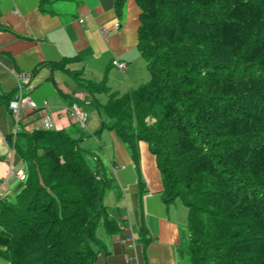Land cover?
Wrapping results in <instances>:
<instances>
[{
  "label": "trees",
  "instance_id": "trees-1",
  "mask_svg": "<svg viewBox=\"0 0 264 264\" xmlns=\"http://www.w3.org/2000/svg\"><path fill=\"white\" fill-rule=\"evenodd\" d=\"M126 1L115 0L118 16ZM49 2L41 0L43 10ZM136 2L149 81L118 94L107 77L95 82L69 68V58L50 65L108 94L103 126L137 168L139 142H148L164 202L188 209L180 252L191 264H264V0ZM24 124L7 136L26 176L17 193L0 197V256L9 264H98L107 252L98 229H124L104 204L114 185L108 164L69 129ZM139 229L145 250L151 237Z\"/></svg>",
  "mask_w": 264,
  "mask_h": 264
},
{
  "label": "crops",
  "instance_id": "crops-1",
  "mask_svg": "<svg viewBox=\"0 0 264 264\" xmlns=\"http://www.w3.org/2000/svg\"><path fill=\"white\" fill-rule=\"evenodd\" d=\"M44 7L46 11L41 0H0V100L1 95L16 92L18 75H25L24 93L38 105L24 110L25 128L40 126L49 115L55 129L77 132L81 146L97 150L108 164L114 185L106 191L104 204L113 218L124 223V229L109 235L101 227L99 236L107 252L98 264H191L180 252L189 239L188 209L178 199L164 202L161 172L149 144L139 142L137 168L115 130L103 126L99 105L108 100V94L90 93L72 73L50 65L69 58V68L95 82L107 77L109 89L118 94L146 82L150 73L138 49L141 9L136 0H127L120 16L115 0H50ZM114 60L125 62V69H119ZM73 101L91 105L89 111L81 105L87 122L90 117L89 131L82 133L69 116L66 106ZM1 102L0 196L6 197L22 187L24 178L18 172L25 170V164L7 142L14 124L9 104ZM141 225L151 237L145 250L139 240ZM0 264L9 262L0 256Z\"/></svg>",
  "mask_w": 264,
  "mask_h": 264
},
{
  "label": "built area",
  "instance_id": "built-area-1",
  "mask_svg": "<svg viewBox=\"0 0 264 264\" xmlns=\"http://www.w3.org/2000/svg\"><path fill=\"white\" fill-rule=\"evenodd\" d=\"M82 21V19H80ZM105 32V31H104ZM113 63L121 70L125 69L126 63L123 61L114 60ZM17 91L14 98L9 103V111L13 119V134L18 131L21 123L23 122V114L26 108L37 109L38 105L30 98L29 94L24 93V88L27 87V77L25 75H18L17 78ZM46 107L44 102L42 105ZM69 116L85 131H87V115L81 107L80 103L73 101L66 106ZM38 127L51 129L54 128V123L49 115L43 117ZM14 152V149H13ZM19 176L25 179V170H20ZM1 197V196H0Z\"/></svg>",
  "mask_w": 264,
  "mask_h": 264
},
{
  "label": "rangeland",
  "instance_id": "rangeland-1",
  "mask_svg": "<svg viewBox=\"0 0 264 264\" xmlns=\"http://www.w3.org/2000/svg\"><path fill=\"white\" fill-rule=\"evenodd\" d=\"M150 80V77H149V79L147 80V81H149ZM146 81V82H147ZM84 108H85V110L86 111H89V110H91V105L90 104H86V103H82L81 104ZM89 124H90V117H89V120H88V122H87V125H88V127H89ZM79 126V125H78ZM87 127V128H88ZM81 129V128H80ZM88 130V129H87ZM80 131V130H79ZM89 131V130H88ZM74 135V137L77 135V132L75 133V134H73ZM146 142V141H145ZM82 143V142H81ZM148 143V142H147ZM85 147V146H84ZM92 151L93 152H95L96 154H99V152L97 151V150H95V149H92ZM104 161V160H103ZM105 162V161H104ZM102 229L101 228H99L98 229V234H101V231Z\"/></svg>",
  "mask_w": 264,
  "mask_h": 264
}]
</instances>
